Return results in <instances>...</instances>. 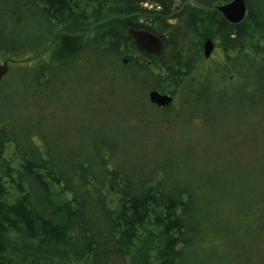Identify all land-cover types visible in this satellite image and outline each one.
<instances>
[{
    "label": "trees",
    "instance_id": "16d2710c",
    "mask_svg": "<svg viewBox=\"0 0 264 264\" xmlns=\"http://www.w3.org/2000/svg\"><path fill=\"white\" fill-rule=\"evenodd\" d=\"M141 2L0 0V264H58V252L138 264L143 244L140 264H264V153L249 147L264 141V0H244L252 36L241 42L240 23L212 10L188 22V50L173 56L138 21ZM92 19L107 20L65 31ZM128 28L160 35L161 52L138 49ZM232 31L197 82L205 39ZM152 89L171 105L150 103ZM207 99L208 127L181 145ZM205 143L207 161L196 158Z\"/></svg>",
    "mask_w": 264,
    "mask_h": 264
},
{
    "label": "rangeland",
    "instance_id": "374dc122",
    "mask_svg": "<svg viewBox=\"0 0 264 264\" xmlns=\"http://www.w3.org/2000/svg\"><path fill=\"white\" fill-rule=\"evenodd\" d=\"M140 5H141V10L137 14L139 17L138 21L140 23H145V25L150 26L155 31H157L161 36H163L164 42L169 51L168 54L170 55L172 53L171 56H173L176 50H181V52H186L188 50L187 38L189 35L191 36L194 35V30L192 28H188V22L190 26H195L196 28H198V23L196 22V20H198V15L207 14V16H210L208 15V13H210L212 10H217L216 6H212L211 8H198L197 6H195L193 0H143V2H141ZM206 19H208V17ZM106 20L107 19H103L101 21H95L94 19H92L83 26L80 27L72 26L66 28L65 31L70 33H76V30L78 29L80 30V33H87L90 30L94 29L95 27H98L102 22ZM247 26L248 25H244L243 23H240V36L238 37V39L241 40V42L245 40L248 36H252L251 30L247 29ZM83 27H85V29ZM201 31L202 28L201 26H199V30L197 32H201ZM236 37H237L236 33H234L233 31L231 33H227L226 36L224 35L223 38L214 40L209 37L213 42V49L211 51L210 56L206 58V61L200 63L201 64L200 67L203 68V66L208 65V60L211 61L213 59L214 60L221 59L223 53V47L225 46V43H227L228 38L236 39ZM193 76L197 80V82L208 80V67H205L203 69L201 68L196 69L194 71ZM202 91L206 93L205 88H203ZM202 101L198 102L197 105L203 106V108H201L203 114L201 113H193L194 115L187 114L186 118L189 119V123L186 126H182L181 128H183L185 131L190 130V132L189 135L187 134L186 136H184V139L180 142L181 145L184 144L187 147L190 148L193 147L194 145L193 140L196 135L195 132L202 128L208 127V125L204 123L205 120L208 121V99L206 102L204 101V103H206L205 106L204 103H202ZM204 145L207 147L199 151L198 153L202 152L201 153L202 155H198L196 158L197 159L201 158L202 160L207 161L208 145L207 143H205ZM249 147L256 149V152L262 154L264 153V141L256 140V142L250 144ZM244 151L245 149H243L242 151L230 150L229 152H227L224 149H222L220 151H217V154L220 158L225 159L226 157H229L228 155L231 153L233 157H240V158L243 157L244 161L248 163L256 164V161H254L253 158H250L251 156L249 157L247 154L244 156L245 154ZM261 172L262 171L252 174L253 179L260 177ZM139 242H143V240H140ZM14 247L21 248V246H19L17 243L14 244ZM146 248L147 246L143 244L139 246L137 245V248L134 249L131 257H135L136 263L140 264L141 261H144L147 258ZM53 258L58 264H71L68 261L67 257L65 256V254H63L62 252H58L56 254V257Z\"/></svg>",
    "mask_w": 264,
    "mask_h": 264
},
{
    "label": "water",
    "instance_id": "95a60500",
    "mask_svg": "<svg viewBox=\"0 0 264 264\" xmlns=\"http://www.w3.org/2000/svg\"><path fill=\"white\" fill-rule=\"evenodd\" d=\"M222 17L230 24L240 23L246 15V6L244 0H231L229 2L216 6ZM127 32L131 35L135 46L143 51L153 55H158L162 49V39L158 34H154L144 29L128 28ZM203 54L208 58L213 49V42L207 38L203 42ZM8 71V63L6 61L0 62V81ZM150 103L159 108H168L173 98L168 93H163L157 89H152L148 93Z\"/></svg>",
    "mask_w": 264,
    "mask_h": 264
}]
</instances>
